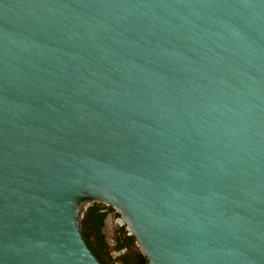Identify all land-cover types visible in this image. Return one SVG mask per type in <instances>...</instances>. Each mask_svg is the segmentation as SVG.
Instances as JSON below:
<instances>
[{
  "label": "water",
  "instance_id": "obj_1",
  "mask_svg": "<svg viewBox=\"0 0 264 264\" xmlns=\"http://www.w3.org/2000/svg\"><path fill=\"white\" fill-rule=\"evenodd\" d=\"M92 202L147 264H264V0H0V264H102Z\"/></svg>",
  "mask_w": 264,
  "mask_h": 264
},
{
  "label": "flooded vegetation",
  "instance_id": "obj_2",
  "mask_svg": "<svg viewBox=\"0 0 264 264\" xmlns=\"http://www.w3.org/2000/svg\"><path fill=\"white\" fill-rule=\"evenodd\" d=\"M95 207L97 213L102 215L98 231L92 229L93 222L89 220L85 229L90 247L102 264H130L136 260L139 249L136 244L131 245L129 232L124 224L119 222L120 216L110 206L101 202H92L85 207V213ZM112 214L111 227L106 230L105 221ZM86 215V214H84ZM82 227V226H81Z\"/></svg>",
  "mask_w": 264,
  "mask_h": 264
},
{
  "label": "trees",
  "instance_id": "obj_3",
  "mask_svg": "<svg viewBox=\"0 0 264 264\" xmlns=\"http://www.w3.org/2000/svg\"><path fill=\"white\" fill-rule=\"evenodd\" d=\"M85 214L86 215H84V217L81 220V225H82L81 228H82L83 236H84L87 244L90 247V242L88 241L85 229L88 228L89 220H92V222H93L92 229L94 231H98V229L101 225L100 223L102 220V215H99L97 213V209L95 207L90 208ZM129 239H130L131 245L135 244V239L132 236H129ZM130 264H147V260L141 253H138V255L136 256V260L132 261Z\"/></svg>",
  "mask_w": 264,
  "mask_h": 264
},
{
  "label": "rangeland",
  "instance_id": "obj_4",
  "mask_svg": "<svg viewBox=\"0 0 264 264\" xmlns=\"http://www.w3.org/2000/svg\"><path fill=\"white\" fill-rule=\"evenodd\" d=\"M84 214H85V209H84V212H83V217H84ZM83 217H82V218H83Z\"/></svg>",
  "mask_w": 264,
  "mask_h": 264
}]
</instances>
